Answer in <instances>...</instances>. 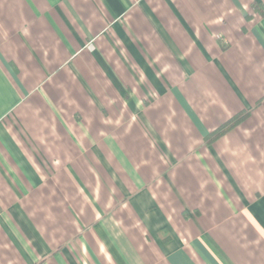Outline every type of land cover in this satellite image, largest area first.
<instances>
[{
	"label": "crops",
	"instance_id": "0c3cea01",
	"mask_svg": "<svg viewBox=\"0 0 264 264\" xmlns=\"http://www.w3.org/2000/svg\"><path fill=\"white\" fill-rule=\"evenodd\" d=\"M0 264H264V0H0Z\"/></svg>",
	"mask_w": 264,
	"mask_h": 264
},
{
	"label": "trees",
	"instance_id": "16d2710c",
	"mask_svg": "<svg viewBox=\"0 0 264 264\" xmlns=\"http://www.w3.org/2000/svg\"><path fill=\"white\" fill-rule=\"evenodd\" d=\"M224 46V44H222ZM248 113H239L235 116H233L231 119H229L227 122L222 124L218 129L213 131L207 138V142H212L216 140L217 138H220L223 136L225 133H227L229 130L237 126L239 123L245 120L247 118Z\"/></svg>",
	"mask_w": 264,
	"mask_h": 264
}]
</instances>
